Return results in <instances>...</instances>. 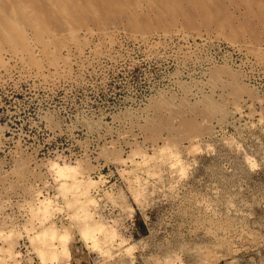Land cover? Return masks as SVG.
Listing matches in <instances>:
<instances>
[{
    "label": "rangeland",
    "instance_id": "1",
    "mask_svg": "<svg viewBox=\"0 0 264 264\" xmlns=\"http://www.w3.org/2000/svg\"><path fill=\"white\" fill-rule=\"evenodd\" d=\"M145 1L0 81V264H264V0Z\"/></svg>",
    "mask_w": 264,
    "mask_h": 264
},
{
    "label": "bare ground",
    "instance_id": "2",
    "mask_svg": "<svg viewBox=\"0 0 264 264\" xmlns=\"http://www.w3.org/2000/svg\"><path fill=\"white\" fill-rule=\"evenodd\" d=\"M151 1V0H150ZM157 1V0H156ZM169 1H175V0H169ZM146 5L148 6L149 1H145ZM148 2V3H147ZM195 2V1H194ZM154 4V1L151 2ZM150 3V5H151ZM156 3V2H155ZM166 2H164L165 4ZM192 3V2H191ZM141 4V3H140ZM161 4V3H160ZM163 4V5H164ZM202 4V2H201ZM117 5L118 7H128V0H0V81L4 76H7L13 67L19 66L21 69V72L25 73H32L33 77L39 76L42 78L44 76V71L46 68L53 70L54 74H60V72L66 71L64 70L65 67H67V63L69 61V56L71 54V48L74 47L76 52L79 54L81 53V50L83 49V46H87V38L91 35H93L94 29L88 27L86 25V19H90L96 23L101 22L100 21V15L101 12L107 11L109 8L112 6ZM148 6V9L150 7ZM200 5V4H199ZM198 5V6H199ZM204 5V4H203ZM130 6V5H129ZM152 6V5H151ZM155 6V5H153ZM131 7V6H130ZM146 7V6H145ZM164 7V6H163ZM166 7V6H165ZM196 7V6H195ZM204 7V6H203ZM167 8V7H166ZM205 8V7H204ZM225 8V6H224ZM244 8V7H242ZM155 9H160L156 6ZM111 10V9H110ZM109 10V11H110ZM131 10V9H130ZM145 10V9H144ZM156 10V11H157ZM167 10V9H166ZM195 10V9H194ZM199 10V9H198ZM138 11V10H137ZM140 11V10H139ZM159 11V12H160ZM163 11V10H162ZM203 11V10H202ZM122 12V11H121ZM207 17V14L205 10L203 11ZM130 13V12H129ZM122 14V13H121ZM153 14V13H152ZM164 14V13H163ZM162 14V15H163ZM199 15V14H198ZM131 16V15H130ZM156 16V15H155ZM133 17V16H132ZM160 17V16H159ZM176 17V16H175ZM191 17V16H190ZM177 18V17H176ZM160 21V18H158ZM165 19V18H164ZM125 20V19H124ZM133 20V19H132ZM193 23V22H192ZM98 26V25H97ZM104 27V26H102ZM104 29V28H103ZM106 29V28H105ZM209 30V29H208ZM98 32V31H97ZM161 32V31H160ZM169 32V31H168ZM109 33V32H108ZM183 33V32H182ZM207 33V32H206ZM219 33V32H218ZM99 34L102 36H106L107 32L105 30L99 31ZM123 34V33H122ZM187 34V33H186ZM135 35V34H134ZM162 35V34H161ZM184 35V34H183ZM136 36V35H135ZM144 36V35H142ZM141 36V37H142ZM181 36V35H180ZM133 37V36H132ZM147 37V36H146ZM167 37V36H166ZM109 38V37H107ZM129 38V37H128ZM180 38V37H179ZM190 38V37H189ZM133 40V39H132ZM114 41V40H113ZM141 41V40H140ZM147 41V40H146ZM153 41V40H152ZM108 42V41H107ZM241 42V41H240ZM112 43V42H111ZM142 43V42H141ZM153 45V44H152ZM149 46V45H148ZM262 46V45H261ZM112 47V46H111ZM152 47V46H151ZM257 47V46H256ZM108 48V47H107ZM236 48V47H235ZM243 48V47H242ZM89 49V48H88ZM92 50V49H91ZM244 50V49H243ZM83 51V50H82ZM74 53V52H73ZM258 53V52H257ZM76 54V53H75ZM82 54V53H81ZM80 54V55H81ZM264 54V53H261ZM255 55V54H254ZM258 55V54H256ZM88 56V55H86ZM258 57V56H257ZM256 57V58H257ZM264 61V60H261ZM85 62V61H84ZM257 62V61H256ZM257 64V63H256ZM68 72V70H67ZM49 74V75H53ZM18 74V73H17ZM20 74V73H19ZM47 74V73H46ZM65 74V73H64ZM32 76V75H31ZM69 77V76H68ZM5 78V77H4ZM3 78V79H4ZM57 79V78H56ZM65 79V78H64ZM51 80V79H50ZM46 81V80H45ZM55 81V80H54ZM2 82V81H1ZM201 85V84H200ZM216 89V88H215ZM191 99V98H190ZM163 100V99H162ZM166 101V100H165ZM166 104V103H165ZM170 104V103H169ZM239 112V111H238ZM141 115V114H140ZM141 117V116H140ZM261 118V117H260ZM155 121V120H154ZM93 132V131H92ZM166 145V143H165ZM169 146V145H168ZM164 147V146H163ZM194 147V145H193ZM211 148V146L209 147ZM140 149V148H139ZM136 150V148H135ZM161 150V149H160ZM132 151V150H131ZM130 151V152H131ZM195 151V150H194ZM207 152V151H206ZM136 153V152H135ZM177 154V153H176ZM178 155V154H177ZM138 156V154H137ZM174 159H177L173 155ZM121 160V159H120ZM129 160V159H127ZM173 160V159H172ZM188 160V159H187ZM249 160V159H248ZM122 162V161H121ZM145 162V161H144ZM54 164V162L52 161ZM51 163V164H52ZM179 164V162H178ZM177 164V165H178ZM187 164V163H186ZM48 165V164H47ZM55 164V168L59 176H63L64 182H62V187L64 190L68 191L69 190H74L77 189V181L76 178L70 174L71 170H68V173H66L67 167L64 165V167H59ZM50 167V166H49ZM53 167V166H52ZM47 168V167H46ZM183 170L185 169L182 168ZM75 170V169H74ZM182 170V171H183ZM181 171V172H182ZM180 172V173H181ZM185 172V170H184ZM183 172V174H184ZM47 173V172H46ZM55 173V172H54ZM73 172H71L72 174ZM143 173V172H142ZM56 174V173H55ZM146 174V173H145ZM153 174V173H152ZM182 174V175H183ZM77 175V174H76ZM185 175V174H184ZM183 175V176H184ZM50 176V175H49ZM54 176V175H53ZM58 176V175H57ZM154 176V175H153ZM156 176V175H155ZM180 177V176H179ZM90 179V178H89ZM53 180V179H51ZM67 180H70V184L67 185ZM136 180V179H133ZM138 180V179H137ZM130 181V180H128ZM144 181V179H143ZM90 182V181H89ZM61 183V182H60ZM136 183V182H135ZM42 185V184H41ZM60 185V184H59ZM138 185V184H137ZM136 185V186H137ZM60 186V187H61ZM56 188V187H55ZM61 188V190H63ZM63 191V192H66ZM38 193V192H37ZM62 194V193H61ZM79 194H84V191L82 190L81 193ZM30 195V194H29ZM12 196V195H11ZM81 196V195H79ZM37 197V196H36ZM14 198V197H13ZM48 200V199H47ZM37 201V200H36ZM83 201V200H81ZM88 201V200H87ZM78 202V201H77ZM80 202V201H79ZM91 203V200L89 201ZM48 203V201H47ZM81 203V202H80ZM32 204V203H31ZM39 204V203H38ZM37 204V206H38ZM41 205V204H40ZM43 205V203H42ZM49 205V204H48ZM82 203V208L81 210H84ZM87 205V204H86ZM35 206V205H34ZM47 206V205H46ZM30 207V206H29ZM81 207V206H79ZM34 208V207H33ZM37 208V207H36ZM35 208V209H36ZM46 207H44L45 209ZM87 208V207H86ZM68 209V208H67ZM79 209V208H77ZM87 211V209H85ZM84 210V211H85ZM61 211V210H60ZM77 211V210H76ZM78 211V213L80 212ZM84 211H81L82 214ZM88 215V211L86 212ZM86 213L83 214L81 217H87ZM78 214V215H79ZM70 215V214H69ZM77 215V213H76ZM86 215V216H85ZM44 216V215H43ZM80 216V215H79ZM77 216V218L79 217ZM71 217V216H70ZM82 219V218H81ZM100 220V219H99ZM72 221V220H71ZM85 223V222H84ZM103 223V222H102ZM101 223V224H102ZM87 224V223H86ZM79 225V224H78ZM85 225V224H84ZM94 225V223H93ZM104 225V224H103ZM103 225H100L98 227L95 224V227H90L89 226H83L81 227L82 230V235L83 239L85 240L87 238H92L90 241L93 243L94 241H97L94 238L93 241V231L99 233L100 228L104 227ZM37 226V225H36ZM29 227V226H28ZM24 228V227H23ZM103 232L101 231V236H104V238L107 237L110 239L111 236L114 235V233H108L109 236H105L104 229ZM51 229V228H48ZM47 229V230H48ZM99 229V230H98ZM33 230V229H32ZM46 230V231H47ZM49 236L46 238L47 241L51 238L52 241L54 240L53 238L56 237V232H54V228H52ZM97 230V231H96ZM26 231V230H25ZM80 231V230H79ZM42 232H45L42 230ZM49 232V231H48ZM107 232H110L109 230ZM81 233V231H80ZM10 234V233H9ZM39 234V233H38ZM47 234V232H46ZM45 233H40L41 238L43 235H46ZM66 234V233H65ZM65 234H60L58 235L59 242H61V247L60 250L62 251H67V245H66V240H67V235L68 233ZM106 234V233H105ZM112 234V235H111ZM34 235V234H33ZM8 236V235H7ZM37 236V237H36ZM33 237V236H32ZM37 240L39 238V235L34 236ZM45 237V236H44ZM42 239H45V238ZM114 237V236H113ZM112 237V238H113ZM40 239L39 241H41ZM100 239V238H98ZM89 241V239H87ZM4 241V240H3ZM33 241V240H32ZM46 241V242H47ZM51 241V240H49ZM48 241V242H49ZM99 241V240H98ZM102 241V240H101ZM106 241V240H105ZM108 241V240H107ZM106 241V243H107ZM45 241H41L42 245L44 246ZM47 242V243H48ZM40 243V244H41ZM58 243V242H57ZM50 244V242L48 243ZM91 244V243H90ZM98 245V243H96ZM52 245V243H51ZM59 245V243H58ZM86 245V243H85ZM101 245H103L101 243ZM93 246V245H92ZM100 246V245H99ZM48 247V245H47ZM51 247V246H50ZM56 245H54V248ZM96 247V246H94ZM101 247V246H100ZM99 247V248H100ZM104 247V249H102ZM102 250H107L105 249V245H103ZM42 248V247H41ZM53 248V247H52ZM40 249V248H39ZM39 249L37 250L39 252ZM43 249V248H42ZM98 249V248H97ZM110 249V248H109ZM1 250V249H0ZM3 251L5 249H2ZM11 250V249H8ZM7 250V251H8ZM35 250V249H34ZM52 250V249H51ZM124 250V249H123ZM6 251V250H5ZM41 251V249H40ZM48 251V250H46ZM53 251V250H52ZM44 252V250L42 251ZM41 254V257L44 256ZM57 252V251H56ZM68 255V253H66ZM105 252V251H104ZM103 252V253H104ZM107 252V251H106ZM105 252V253H106ZM116 252V251H115ZM3 253V252H2ZM10 253V251H9ZM45 253V252H44ZM64 253V252H62ZM100 253V252H99ZM108 253V252H107ZM120 253V252H119ZM127 253V252H126ZM8 253L6 252V255ZM13 254V253H12ZM11 254V255H12ZM46 254V253H45ZM57 254V253H56ZM64 254V255H65ZM17 255V254H16ZM54 256V254H52ZM131 256V254H129ZM15 256V255H14ZM47 256V255H46ZM45 256V257H46ZM174 256V255H173ZM2 257V256H1ZM9 257V254L8 256ZM6 257V259H8ZM40 257V256H38ZM52 256H50L51 258ZM55 257V256H54ZM167 256V260H168ZM179 257V256H178ZM49 258V257H48ZM68 258V257H67ZM177 257L174 259L176 261ZM1 260V259H0ZM42 260V259H40ZM46 260V258H45ZM48 260V259H47ZM51 260V259H50ZM166 259H164L165 261ZM169 260L171 258L169 257ZM163 261V262H164ZM178 261V259H177ZM4 262V261H3ZM15 262V261H14ZM45 262V261H43ZM5 264V263H4ZM19 264V262H18ZM164 264H167V261H165ZM169 264V263H168ZM171 264V261H170ZM174 264V261H173Z\"/></svg>",
    "mask_w": 264,
    "mask_h": 264
}]
</instances>
